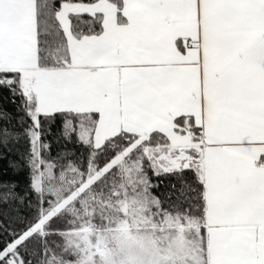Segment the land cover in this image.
Masks as SVG:
<instances>
[{"label": "snow or ice", "instance_id": "obj_1", "mask_svg": "<svg viewBox=\"0 0 264 264\" xmlns=\"http://www.w3.org/2000/svg\"><path fill=\"white\" fill-rule=\"evenodd\" d=\"M0 264H264V0H0Z\"/></svg>", "mask_w": 264, "mask_h": 264}, {"label": "trees", "instance_id": "obj_2", "mask_svg": "<svg viewBox=\"0 0 264 264\" xmlns=\"http://www.w3.org/2000/svg\"><path fill=\"white\" fill-rule=\"evenodd\" d=\"M5 106L10 108V106H8V105H5ZM53 154H55V146L53 147ZM10 158L15 159L14 156H12V157H10ZM5 163H6V162H5ZM19 179L21 180V183H22V185H23V182H24V178H23V176H21ZM154 179H155V178H154ZM166 183H167V181L164 180L163 178H161L160 190H159L161 193L165 190V185H166Z\"/></svg>", "mask_w": 264, "mask_h": 264}]
</instances>
